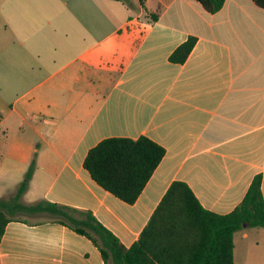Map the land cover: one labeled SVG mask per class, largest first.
Returning a JSON list of instances; mask_svg holds the SVG:
<instances>
[{
    "label": "crops",
    "instance_id": "1",
    "mask_svg": "<svg viewBox=\"0 0 264 264\" xmlns=\"http://www.w3.org/2000/svg\"><path fill=\"white\" fill-rule=\"evenodd\" d=\"M190 37L184 62L172 54ZM0 264H104L91 240L47 211L91 213L129 248L172 183L228 214L261 177L264 10L225 0H0ZM146 137L165 155L134 204L84 168L101 141ZM27 190L16 198L32 161ZM235 264H264V228L234 236Z\"/></svg>",
    "mask_w": 264,
    "mask_h": 264
},
{
    "label": "trees",
    "instance_id": "2",
    "mask_svg": "<svg viewBox=\"0 0 264 264\" xmlns=\"http://www.w3.org/2000/svg\"><path fill=\"white\" fill-rule=\"evenodd\" d=\"M141 1V0H140ZM209 13L219 11L225 0H195ZM264 10V0H253ZM190 37L171 56L184 62L195 45ZM165 150L154 141L113 137L101 141L87 154L84 168L96 184L127 204H134L162 161ZM35 170L33 160L18 187L16 198L28 188ZM28 211H47L62 224L85 236L99 250L104 264H235L234 236L244 225L264 228V199L257 176L242 202L228 214L205 210L184 182L169 187L160 205L129 248L91 213L82 219L69 214L71 208L40 202ZM12 218L0 209V240Z\"/></svg>",
    "mask_w": 264,
    "mask_h": 264
},
{
    "label": "built area",
    "instance_id": "3",
    "mask_svg": "<svg viewBox=\"0 0 264 264\" xmlns=\"http://www.w3.org/2000/svg\"><path fill=\"white\" fill-rule=\"evenodd\" d=\"M1 124H2V119H1V117H0V129H1Z\"/></svg>",
    "mask_w": 264,
    "mask_h": 264
},
{
    "label": "water",
    "instance_id": "4",
    "mask_svg": "<svg viewBox=\"0 0 264 264\" xmlns=\"http://www.w3.org/2000/svg\"><path fill=\"white\" fill-rule=\"evenodd\" d=\"M247 225H244V227H246Z\"/></svg>",
    "mask_w": 264,
    "mask_h": 264
}]
</instances>
